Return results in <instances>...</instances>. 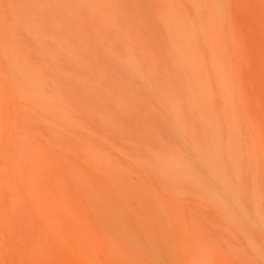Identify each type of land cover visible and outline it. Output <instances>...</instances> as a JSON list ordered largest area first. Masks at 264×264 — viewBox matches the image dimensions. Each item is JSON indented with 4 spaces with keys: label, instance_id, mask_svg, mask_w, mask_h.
I'll return each instance as SVG.
<instances>
[{
    "label": "rangeland",
    "instance_id": "1",
    "mask_svg": "<svg viewBox=\"0 0 264 264\" xmlns=\"http://www.w3.org/2000/svg\"><path fill=\"white\" fill-rule=\"evenodd\" d=\"M42 1L0 0V176L4 186L9 180L18 188L14 166L26 165L42 188L46 212L61 210L66 183V264H106L102 255L91 253L96 229L83 203L87 186L102 188L110 177L146 183L145 192L156 193L153 202L168 219L181 220L174 217L178 213L187 222L170 228L175 232L264 235V86H259L264 84V62L259 63L264 61V0H235L236 5L233 0H66L69 10L63 16L49 3L54 0ZM212 3L223 38L210 29ZM28 7L41 16L33 17ZM70 18L76 22L64 24ZM250 22L255 27L247 29ZM177 30L185 39L197 38L187 44L190 51L207 59L219 49L227 59L223 68L234 87L229 99L236 102L229 110L231 124L220 94L199 93L198 81L183 70L187 54L178 53ZM241 95L256 101L243 106ZM254 113L262 127L252 123ZM252 135L258 146L249 144ZM3 187L5 198L10 186ZM4 232L1 224L0 242ZM0 264H8L7 258Z\"/></svg>",
    "mask_w": 264,
    "mask_h": 264
},
{
    "label": "bare ground",
    "instance_id": "2",
    "mask_svg": "<svg viewBox=\"0 0 264 264\" xmlns=\"http://www.w3.org/2000/svg\"><path fill=\"white\" fill-rule=\"evenodd\" d=\"M78 1H80L82 4L86 0H78ZM93 1L95 2L96 0H93ZM226 1H228V0H226ZM42 2H44V0ZM235 2L236 1L233 0V3H235ZM243 2H244V0H243ZM38 3H40V2H38ZM49 3L54 8L57 9L58 13L65 12V15H67V11L69 9L66 11V0H54V2L51 1ZM240 4L243 5L242 3H240ZM248 4H249V2H248ZM74 5H75V3H74ZM235 5H236V3H235ZM235 5H232L234 7L233 8L234 10L236 7ZM241 5H239V6H241ZM249 5H247V7H249ZM78 6L79 5H77V7ZM212 6L209 4L210 8L208 9V12H210V14L212 13V15L214 16V17L211 16V19H210V21H211L210 22L211 23L210 29L212 31L213 28H215L216 31H218V37L223 38V34L221 33V31H222L221 26L220 25L216 26V23H218L217 22L218 20H217L216 16L214 15L216 10L214 8L213 3H212ZM73 7H75V6H73ZM88 7L86 6V8H88ZM34 8H31V9H34ZM196 8H197V6H196ZM241 8H243V10H244L243 6H241ZM27 9H28V11H30V14H31V9L29 10V7ZM193 9H195V8H193ZM213 10H214V13H213ZM240 10L243 11L242 9H240ZM240 10L238 13H239V15H241L240 13H242L241 16H243L244 12H241ZM247 10H249V9H247ZM247 10H246V12L249 14V12ZM105 11H107V10H105ZM237 11H238V9H236V12ZM36 13L38 14V12L35 11V14H33V15L31 14V15L33 17L35 15L37 18L39 16H37ZM46 13H48V11H46L45 14ZM94 13H96V12L94 11ZM73 14H71V15H73ZM38 15H40V14H38ZM60 15L63 16L62 13ZM80 15H82V14H80ZM80 15L78 14V16H80ZM193 15H194V13H193ZM96 16H97V13H96ZM235 16H237V14H235ZM48 17L51 18V15L49 14ZM30 18H32V17H30ZM49 18H48V20L46 19L47 22L49 21ZM71 18L69 20H67L66 23H64V24L68 25L69 24V23L67 24L68 21L74 20ZM241 18H243V17H241ZM101 19L103 20V18H101ZM239 19H240V16H239ZM110 20H111V17H110ZM13 21H12V24H13ZM27 21L29 22L28 19H27ZM34 21L35 20L33 19V22ZM36 21H38V20L36 19ZM41 21H43V20H41ZM84 21H86V20H84ZM74 22H76V21L74 20ZM93 22H96V21H93ZM72 23L70 22V25ZM49 24L50 23H47L46 25L49 26ZM74 24H76V23H74ZM30 25H32V24H30ZM51 25H52V23H51ZM146 25H147V22H146ZM238 25H240V23ZM254 25H255V23L253 24L250 22L251 27H248L249 25H247V29L248 28L249 29L254 28L255 27ZM17 26H20V24ZM53 26H55V25L53 24ZM80 26H82V25H80ZM244 26H246V25H244ZM252 26H254V27H252ZM38 27L40 30H42L41 29L42 27H40V26H38ZM59 27H63V25L59 26ZM70 27H72V26H69V28ZM73 27H74V25H73ZM167 27H168L169 31L172 29L171 26H168V23H167ZM31 28H33V26ZM90 28H92V27H90ZM90 28H88V29H90ZM63 29H65V28H63ZM33 31L38 32V29L35 27V30L33 29ZM51 31H53V30H51ZM60 31H62V29ZM77 31H78V29H77ZM178 31L179 30H177V32H176L177 34L175 33V37H173V40H174V42L179 43L180 51H178V53L181 55H184L183 53L187 54L183 57L184 64H185V69H183V70L188 74V76H192L193 79H196L198 81L196 83V84H198L196 88H197V91L199 93H201V94H203L205 92L210 93L212 91L214 93L220 94V96L225 101V103L222 105L226 107V121H228V123L231 124L232 118H231V112L229 110H230V107L232 105L236 104V102L233 100L231 101L229 99V97H231V94L233 96L232 88L234 91V87H232V85H231V84H233V82H232L233 79H232V76L229 74L228 69L226 70L223 68L224 65H226V63H227V59L224 58V56L222 55V52L219 49L216 51V54L214 53L216 55V57L213 55V58L209 57L207 59H205L201 54L199 55L197 53V51H195L193 48L190 51L187 44L190 45V43L193 42L196 37L193 40L185 39L183 37L182 33L180 34V31L179 32ZM41 32H40V34H41ZM212 32H214V31H212ZM70 33H71V31H70ZM253 33H254V29H253ZM37 34L39 36V33H37ZM49 34L52 35L49 32H47L46 35H49ZM71 34H73L72 35V37L74 36L73 38L79 39V37H75L74 33H71ZM244 34H246V33H244ZM212 35H213V33H212ZM227 36H228V34H227ZM64 37H66V36L63 35V38ZM207 37L211 38L209 29L207 32ZM244 37L247 38V35H245ZM68 39H69V37H68ZM68 39H66V41ZM246 40H248V39H246ZM84 41H85V39H84ZM44 42H46V41H44ZM68 42H70V41H68ZM51 43H53V42H51ZM51 43L49 44V46L51 45ZM70 43H72V42H70ZM76 43H78V40L76 41ZM79 43H81V41ZM181 43H183V44L185 43L186 50H183L184 47ZM247 43H248V41H247ZM66 44L67 43H65L64 45H66ZM72 44H74V46L76 45L74 42ZM82 44L83 43H81V45ZM194 44H195V42H193V45ZM250 46H252L251 43H250ZM53 47H55V46H53ZM58 47H59V44H58ZM245 47H246V45H245ZM262 47H264V46L262 45ZM70 49H72L71 45H70ZM250 49H252V48H250ZM250 52H252V51H250ZM231 54H233V52ZM56 58H54V62H56L55 61ZM62 60H63V57H62ZM260 60H261V58L259 59V63L263 64L264 61L261 60L262 62H260ZM63 61H65V59ZM65 62L62 63L64 66L61 64L63 67L66 66L64 64ZM60 63H58V65ZM263 65L261 66L262 69H263ZM254 66H259V65H254ZM57 68H59V67H57ZM234 69H235V67H234ZM262 69H261V72L264 71V70L262 71ZM63 70H65V69H63ZM256 70H258V69H256ZM257 72L258 71H254L255 74ZM239 74H240V72H239ZM242 74H243V72H242ZM262 74L264 75V72ZM209 75H210V77L208 79H206V81H205V78H207ZM256 75H255V77L258 76V75L257 76ZM260 75H261V73H260ZM263 75L261 76L262 79H260L262 81H264ZM257 79L258 80H256V81L259 82L260 81L259 77H257ZM188 80H189V78H187V81ZM247 80H249V79H247ZM256 81H254L255 84H256ZM258 82H257V84H258ZM248 83H250V82H248ZM259 83L263 84L264 82L262 83L260 81ZM257 84L255 85V87L257 86ZM246 85H244V86H246ZM234 86H235V84H234ZM259 86H261L263 88L264 84L259 85ZM193 88H194V86H193ZM246 88H240V90L244 91ZM192 91H193V89H192ZM192 91H191V93H193ZM230 92H231V94H230ZM258 92L259 91L257 89L256 93H258ZM198 95H200V94H198ZM258 95L259 94H257V96ZM261 95H263V94H261ZM245 97L246 96L241 95V100H242L243 106H244V104H248V101H251V102H253L254 100L256 101V98H253V101L250 100L251 98H248L249 97L248 95H247V98H245ZM252 97H254V96H252ZM262 97H264V96H262ZM233 98H234V96H233ZM257 98L259 99V96ZM262 100H263V98H262ZM238 103H239V101H238ZM255 103H253V104H255ZM259 103H261V100L259 101ZM263 103H261V104H263ZM252 106H255V105H252ZM246 107H248V106L246 105ZM255 108H257V107H254V109ZM254 109L251 111L254 112ZM263 109H264V107H263ZM261 111H262V109H261ZM256 112H257V110H256ZM252 115H253V113H252ZM257 115H258V113L255 114L254 117L252 116L253 119H251L252 121H255V116H256V121L255 122L251 121L254 125H256V128H257V124L260 125V123H261L260 120H258V118H260V117H258ZM259 116H261V114ZM260 119H264V117L260 118ZM256 122H258V123H256ZM230 131H231V134H230L231 136H233L236 133L234 130V126H233V129H231ZM255 131L257 132V130H255ZM228 132H226V133H228ZM230 135H229V137H230ZM248 139H249L248 140L249 144L252 142L253 143L252 145H256L255 144L256 138H254V135L249 136ZM256 146H258V145H256ZM252 147H254V146H252ZM262 151H263V149L261 150V152ZM224 153H225V151H224ZM14 167H19V169H20V170L16 169L13 172L14 185L17 184L16 186H18V188L17 187L13 188V186H11V183H9V180H8V184H6L5 186H10V187L6 188L8 193H10V194L8 196H5V198L2 197V195H0V225L1 224L4 225V228H5L4 233L6 236L4 241L0 242V259H2L3 257L7 258L8 264H66L65 260L63 259V257L66 256V210H67L66 209V183H64L62 185V188H61L62 189V191H61V193H62L61 210L60 209H52L50 212H46L42 206L43 203H45V200L42 198V193H41L42 188L37 183V180H35L33 178V175L30 172V169H28L26 167V165H24L23 163H21L17 166H14ZM100 175H103V174H100ZM96 177H95V179L97 180ZM4 184H5V182L2 179V177L0 176V188H2L4 186ZM144 184H146V183H143V182L141 183L138 181L129 182V183L126 181H117L116 182L110 177L108 179V181H106L104 183L102 188L96 187L95 185L87 186V189H86V194H87L86 199L87 200H86V202L83 203V205H85L87 210H88L87 211L88 221L96 229V232L93 235V239L91 240L90 249H92V252H91L92 254L102 255L101 257H102V259L105 260L104 262H106V264H264V235H255V236H243V235L235 236L234 235L233 236V235H229L228 233H224V235H223V233L221 235H210V234H202L200 232H198L199 234H192L193 232L189 233L190 229L187 230L188 233H186V232H175L171 229H173L174 227L178 228L180 224L185 222V220L178 213L177 214L173 213L174 215L176 214V216H177V217L174 216L175 218L181 217V220L175 219L178 223L176 221L174 222L173 220L168 219L166 217V215L164 214V212H162L161 209L157 206V204L155 202H153V200L155 199L156 193L150 192V188L147 189V193H146ZM19 188H20V191H18ZM0 190L2 191V189H0ZM19 192L21 194V196L19 195L21 197L20 199L17 197L18 196L17 194ZM11 194L13 195V198L16 196L15 199L11 198V196H10ZM134 195H136L138 197L139 201H137L135 199ZM149 195H151L153 198L151 199V197ZM1 197L4 198V200H5L4 205H2ZM4 200H3V202H4ZM171 202H172V200H171ZM15 208H17L16 212H14ZM173 211H175L174 208L172 209V212ZM182 219H183V221H182ZM179 221H181V223H179ZM185 223H187V222H185ZM184 224H183V226L187 225V224H185V225ZM180 227H182V226H180ZM185 228H188V226H186ZM6 231H7V233H6ZM86 244H84V246L80 245L79 249H81L80 250L81 252H85L84 250H86V248H85ZM86 253H88V252H86Z\"/></svg>",
    "mask_w": 264,
    "mask_h": 264
}]
</instances>
